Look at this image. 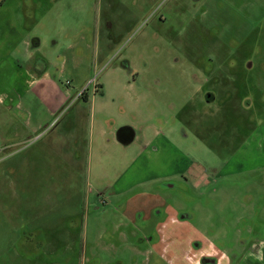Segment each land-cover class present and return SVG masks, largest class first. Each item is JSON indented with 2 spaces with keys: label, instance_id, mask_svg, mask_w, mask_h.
Returning <instances> with one entry per match:
<instances>
[{
  "label": "rangeland",
  "instance_id": "rangeland-1",
  "mask_svg": "<svg viewBox=\"0 0 264 264\" xmlns=\"http://www.w3.org/2000/svg\"><path fill=\"white\" fill-rule=\"evenodd\" d=\"M41 4L45 51L57 53L52 74L69 61L59 86L73 95L86 89L77 103L89 110L87 94L102 90L108 105L99 117L115 132L136 119L134 97L150 94L158 130L174 129L179 158L172 178L124 196L103 190L125 172L116 153L99 167L112 177L98 185L87 178L74 193L67 170L57 185L49 176L50 195L28 194L26 162L76 102L57 110L45 133L31 134L27 109L45 103L31 98L17 108L1 67L0 264H130L121 234L129 217L135 229L153 220L160 234V242L139 243L138 264H196L202 250L223 264H264V0ZM101 193L105 206L94 203Z\"/></svg>",
  "mask_w": 264,
  "mask_h": 264
},
{
  "label": "crops",
  "instance_id": "crops-1",
  "mask_svg": "<svg viewBox=\"0 0 264 264\" xmlns=\"http://www.w3.org/2000/svg\"><path fill=\"white\" fill-rule=\"evenodd\" d=\"M63 1L56 0V3ZM43 2L44 0H0V72L1 67L4 66L11 75V98L18 100L17 108L24 105L23 101H31V98L41 99L45 103L44 108L32 111L27 109L30 116L27 127L31 134H39L43 131L45 133L51 127L49 125L51 118L57 116V110L61 112L77 95V93L73 95L70 90H64L58 83L60 74L65 73L64 66L69 62L66 56L61 61L62 69L57 70V74L51 72L55 64L53 57L57 53L45 51L48 31L43 32L40 28L42 19L46 16L42 11ZM75 31L73 35L77 36V30ZM53 46L58 50L59 42L55 41ZM97 93L100 94L99 97ZM94 96L92 98L87 94L84 101L89 104L92 99L90 110L82 102L73 104L59 123L44 136L40 146L41 154L33 156L26 162V176L31 180L27 186L28 194L34 195L40 191L48 192L50 195L49 176L56 180L57 185L60 176H66L67 170L70 173L69 178L72 180L74 193L80 192L83 188L80 185L87 178L90 183L98 185L99 179L101 181L112 177L109 172L100 170L99 167L109 162L115 153L120 164L125 163V172L116 183H111L109 187L103 189L107 194L110 192L111 195L124 196L136 187H145L152 182L170 179L176 175L171 172L172 165L174 166L179 158L176 141L171 136L174 129L172 131L169 128L167 134H162L158 130L161 112L153 111L156 105L153 102L155 97L147 93L134 97L136 119H129L130 122L115 132L99 117L108 105L105 102L106 94L102 90L98 92L97 89ZM98 99H101L100 106ZM149 101L151 103H148ZM34 115L36 118L33 120ZM139 125L142 129L138 127ZM121 130H127L131 137L124 141L126 137L121 136ZM260 151L264 152L263 145H260ZM39 178L42 179L41 189ZM54 192L55 194L60 192L59 186ZM102 194V199L99 197L95 199L98 200L94 202L95 205L99 201L103 206L107 204ZM123 207L126 210V205L123 204ZM98 209L99 207L95 211ZM137 214L144 219L141 209ZM130 220L129 217L122 226L121 234L132 253L130 264H138L135 259L145 252L139 243L160 242V234L151 230L153 220L144 219L145 222L140 229L132 227ZM145 226L146 229L143 230ZM152 250L155 251L154 248ZM203 252L210 254L205 250Z\"/></svg>",
  "mask_w": 264,
  "mask_h": 264
},
{
  "label": "flooded vegetation",
  "instance_id": "flooded-vegetation-1",
  "mask_svg": "<svg viewBox=\"0 0 264 264\" xmlns=\"http://www.w3.org/2000/svg\"><path fill=\"white\" fill-rule=\"evenodd\" d=\"M208 103L214 102L215 97L212 94H208L206 98ZM264 148V144H263ZM201 258V259H200ZM200 258L196 264H223V258L216 260L215 256H213V252L210 254L204 253L202 250V253L200 254Z\"/></svg>",
  "mask_w": 264,
  "mask_h": 264
},
{
  "label": "built area",
  "instance_id": "built-area-1",
  "mask_svg": "<svg viewBox=\"0 0 264 264\" xmlns=\"http://www.w3.org/2000/svg\"><path fill=\"white\" fill-rule=\"evenodd\" d=\"M86 93V89L82 90L78 95H76L75 99L73 102H77V100L81 99Z\"/></svg>",
  "mask_w": 264,
  "mask_h": 264
},
{
  "label": "water",
  "instance_id": "water-1",
  "mask_svg": "<svg viewBox=\"0 0 264 264\" xmlns=\"http://www.w3.org/2000/svg\"><path fill=\"white\" fill-rule=\"evenodd\" d=\"M125 132V133H124ZM121 136H125L126 138L124 139V141H126V140H128L130 137H131V135L130 134H128V132H127V130H121Z\"/></svg>",
  "mask_w": 264,
  "mask_h": 264
}]
</instances>
